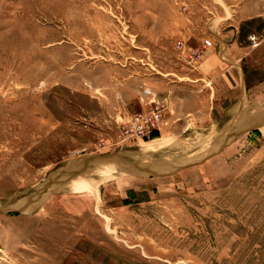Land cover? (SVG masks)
Listing matches in <instances>:
<instances>
[{"label": "rangeland", "instance_id": "obj_1", "mask_svg": "<svg viewBox=\"0 0 264 264\" xmlns=\"http://www.w3.org/2000/svg\"><path fill=\"white\" fill-rule=\"evenodd\" d=\"M263 117L264 0H0V264H264Z\"/></svg>", "mask_w": 264, "mask_h": 264}, {"label": "water", "instance_id": "obj_2", "mask_svg": "<svg viewBox=\"0 0 264 264\" xmlns=\"http://www.w3.org/2000/svg\"><path fill=\"white\" fill-rule=\"evenodd\" d=\"M264 117L261 118L259 121L254 122L252 125H250L249 127H253L256 126L258 124H260L261 122H263ZM243 130L245 129H241L240 131L236 132L235 135L233 136V138H235L239 132H243ZM226 143L224 142L223 145H219L217 147V149H215L214 151H212L211 153L207 154L206 156H204L201 160H205V158H207L208 156L216 153L219 149H221ZM101 164V163H106V164H111L115 167V170H121L124 172H135V173H143V172H147L148 170L146 168H144L143 164H136L134 162L128 161L126 160L124 157L121 156V154H116V153H112V154H106V155H94V156H88L86 157L82 162L81 165L78 167H74L71 168L69 171L65 172V179L69 178V177H73L75 175H78L82 172H84L85 167L88 164ZM186 165H182V166H187ZM59 173H63V171H59ZM149 174L153 175V176H160V175H165L168 174L167 172H163V173H151L149 172ZM51 181H53V179L48 180L47 182H45L43 184V186L37 190L36 193H39V191L41 190H45V188L47 187V185L49 183H51ZM22 210V207L19 209ZM13 210H2L0 209V212H12Z\"/></svg>", "mask_w": 264, "mask_h": 264}, {"label": "built area", "instance_id": "obj_3", "mask_svg": "<svg viewBox=\"0 0 264 264\" xmlns=\"http://www.w3.org/2000/svg\"><path fill=\"white\" fill-rule=\"evenodd\" d=\"M207 45H210L209 40H205ZM139 118H143V123L149 124L150 128L155 127L159 119L161 118V110L157 107H152L148 112H141L137 115ZM150 131V130H149Z\"/></svg>", "mask_w": 264, "mask_h": 264}, {"label": "bare ground", "instance_id": "obj_4", "mask_svg": "<svg viewBox=\"0 0 264 264\" xmlns=\"http://www.w3.org/2000/svg\"><path fill=\"white\" fill-rule=\"evenodd\" d=\"M160 143H161V142H160ZM160 143H159V144H160ZM159 144H158V145H159ZM151 149H152V148H151ZM152 150H155V148L152 149ZM107 171H111V172H113V171H116V170H115V167H114L113 165L109 164V169H108ZM103 176H104V174H103ZM89 179H90V178H89ZM91 183H92V180H81V182H77L76 185L78 184L79 187L85 188V187H88L89 184H91Z\"/></svg>", "mask_w": 264, "mask_h": 264}]
</instances>
